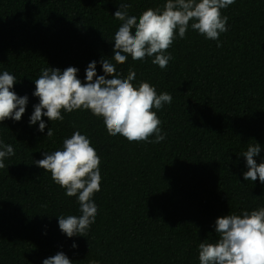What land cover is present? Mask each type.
<instances>
[{
    "label": "trees",
    "instance_id": "trees-1",
    "mask_svg": "<svg viewBox=\"0 0 264 264\" xmlns=\"http://www.w3.org/2000/svg\"><path fill=\"white\" fill-rule=\"evenodd\" d=\"M166 2L0 0V74H13L12 90L28 97L20 121L0 122V139L15 152L0 169V264H43L58 252L73 264H199L198 245L218 239V217L264 207V184L243 177L249 145L261 146L254 159L264 162V0H235L221 10L228 31L220 34V47L189 27L184 38L177 32L165 69L154 57L116 64L124 78L135 70V86L147 81L157 94L173 97L153 109L166 134L162 142L110 136L102 118L82 109L62 111L63 121L42 117L43 132L39 122L29 123L42 68L76 67L86 82L96 61L97 76L104 75L100 60L116 63L119 5L131 3L129 15L139 18ZM77 130L99 155L102 180L92 198L95 222L86 237L69 238L58 217L80 216L78 198L66 196L34 162L61 150Z\"/></svg>",
    "mask_w": 264,
    "mask_h": 264
},
{
    "label": "clouds",
    "instance_id": "clouds-1",
    "mask_svg": "<svg viewBox=\"0 0 264 264\" xmlns=\"http://www.w3.org/2000/svg\"><path fill=\"white\" fill-rule=\"evenodd\" d=\"M235 0H167L163 9L148 8L139 18L129 15L131 3H121L114 13L122 22L114 35L112 59L102 58L100 64L104 75L97 76L96 61L86 69V82L78 76L76 67H46L34 80L33 95L39 98L30 116V125L39 122V131L50 121H63V112L88 110L102 118L110 136L120 135L129 142L160 143L166 138L162 133L161 120L153 109H162L171 104L173 97L167 92L157 94L153 85L141 81L133 84L136 72L130 68L124 78L117 73L116 64H124L129 56L133 61L154 57L152 63L165 69L173 57L168 53L177 37L184 38L191 27L206 39L216 40L220 47L221 33L228 31V17L221 10ZM191 22V23H190ZM134 29V31H133ZM111 77V78H108ZM17 79L4 71L0 74V122L7 119L20 121L26 111L28 97L18 96L12 89ZM52 128L47 137H52ZM155 137L151 140L150 137ZM0 169L6 167L4 160L15 155L13 146L0 139ZM261 152L258 143L249 145L243 153L248 170L243 173L245 181L264 184V162L254 159ZM44 158L34 163L51 173L52 180L65 189L68 197L76 196L80 205V216H59V229L67 237L84 236L95 222L98 212L93 196L101 190L100 157L90 139L75 131L63 140L61 150L45 151ZM216 242L202 241L198 245L199 264H264V207L244 211L242 215L228 214L215 221ZM77 247L76 244L72 245ZM43 264H73L63 253L58 252L43 260ZM91 264H98L92 261Z\"/></svg>",
    "mask_w": 264,
    "mask_h": 264
}]
</instances>
